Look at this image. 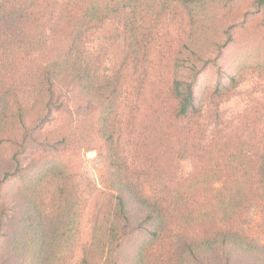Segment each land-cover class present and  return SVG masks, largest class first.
<instances>
[{
	"label": "trees",
	"instance_id": "1",
	"mask_svg": "<svg viewBox=\"0 0 264 264\" xmlns=\"http://www.w3.org/2000/svg\"><path fill=\"white\" fill-rule=\"evenodd\" d=\"M243 5L264 21V0H0V264H264L236 223L250 199L264 213L263 106L234 121L218 107L264 73V46L203 80L249 25ZM63 89L84 116L48 129ZM79 145L104 159L85 235Z\"/></svg>",
	"mask_w": 264,
	"mask_h": 264
},
{
	"label": "rangeland",
	"instance_id": "2",
	"mask_svg": "<svg viewBox=\"0 0 264 264\" xmlns=\"http://www.w3.org/2000/svg\"><path fill=\"white\" fill-rule=\"evenodd\" d=\"M57 1L60 2L62 0ZM245 6L246 5H243V9L239 11L236 16V20L245 19L248 15H250L248 17L250 19L249 25L243 29L241 34L236 36V40L230 45L229 49L226 50V55L220 62L217 63L215 69H207L203 80H206L207 78L210 81L211 79V84H213L215 79L218 81L227 78L234 72V70H236L235 67H232V59L238 52H244L246 49L253 48L254 45L264 46V21L260 18H253V13H251L253 10L247 7L248 5L246 8ZM223 20H225L224 22L227 24L226 19L223 18ZM106 27L107 25L92 32L88 36L87 45L89 48L96 49L100 46ZM176 28H178V25L174 24L173 21L162 23L158 29L156 48H165V45L174 38L177 31ZM107 63H109V60L106 59L105 64ZM151 65H154V63L151 62ZM156 66H158V64ZM155 69L157 70V68ZM156 70H154V72ZM62 92L64 94V100L67 108L53 115V119L49 122L48 129L54 130L60 127V125L66 126L67 129L71 125H77L84 116V113L74 106V102L70 94L67 93L65 89H63ZM258 102L263 106L261 128L264 131V73H260L258 69L254 71L250 69L245 72L235 91L219 101L218 107L220 116L233 121L238 120V118H241L246 107ZM79 146L81 147L78 148L73 160L74 163H77L81 167L86 179L88 178L90 181V190L85 194V197L87 198V205L84 209L81 221L82 233L85 235L88 231L90 221L89 218L91 209L89 206L91 205L99 187V171L103 165L104 159L102 154L99 153L97 149H88L85 151L86 146ZM190 167L191 161L189 159L179 162L181 172H188ZM14 185L15 184L12 183L10 186L5 187V189H7L5 203L7 208L11 209L10 211H6L9 214H12L15 210L14 205H12V202L14 201ZM236 223L245 236L257 243H264V213L257 198L249 200L243 214Z\"/></svg>",
	"mask_w": 264,
	"mask_h": 264
}]
</instances>
